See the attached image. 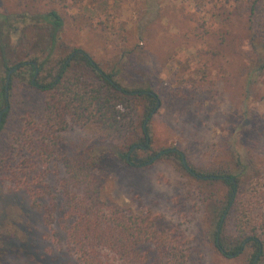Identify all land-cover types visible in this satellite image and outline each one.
<instances>
[{
    "label": "rangeland",
    "instance_id": "obj_1",
    "mask_svg": "<svg viewBox=\"0 0 264 264\" xmlns=\"http://www.w3.org/2000/svg\"><path fill=\"white\" fill-rule=\"evenodd\" d=\"M236 5L235 0H0V14L7 15L0 33L9 31L15 43L33 14L57 9L66 44L85 51L117 79L125 77L128 89L146 88L158 96L159 107L145 123L153 152L173 149L185 167L201 175H227L249 191L264 192V70H257L264 29L252 34ZM53 74H45L46 80ZM142 120L141 112L138 126ZM97 131L89 123L63 132L56 156H87L104 200L178 226L200 264H245L220 257L213 247L226 202L222 183L196 181L173 156L127 166L124 145L100 139ZM45 171L41 176L38 168L34 177L46 186L43 193L48 186L55 196L51 227L26 192L0 184V237L8 241L2 264L72 261L58 222L65 206L58 181L65 170L49 165Z\"/></svg>",
    "mask_w": 264,
    "mask_h": 264
},
{
    "label": "trees",
    "instance_id": "obj_2",
    "mask_svg": "<svg viewBox=\"0 0 264 264\" xmlns=\"http://www.w3.org/2000/svg\"><path fill=\"white\" fill-rule=\"evenodd\" d=\"M235 3L234 8L247 15L252 34L254 29H264L260 17L264 0ZM6 18L0 14V25H5ZM63 28L61 13L50 9L33 14L15 43H11L9 31L0 33V184L26 192L44 225L51 227L56 221L55 196L48 186V193H43L46 186H41L34 173L39 168L44 176L49 165L63 167L58 183L65 206L58 222L66 236L70 264H200L178 226L165 224L161 216L136 214L104 200L98 180L90 174L87 156L80 152L56 156L63 132L93 123L100 139L124 145L122 159L127 166L139 168L173 156L180 169L196 181L222 183L226 202L215 224V252L226 260L241 258L245 264H264L263 190L254 187L249 191L227 175H201L185 167L182 155L173 149L153 152L145 123L159 107L158 96L146 88L123 86L125 77L117 79L115 72L104 71L85 51L66 44ZM259 49L264 51L263 41ZM257 64L259 72L264 70V58L257 59ZM12 67L16 69L9 77L5 97ZM141 112L144 120L138 126ZM132 136L137 141L128 143ZM247 193L251 200L242 206L238 200ZM3 237L0 264L8 247Z\"/></svg>",
    "mask_w": 264,
    "mask_h": 264
},
{
    "label": "water",
    "instance_id": "obj_3",
    "mask_svg": "<svg viewBox=\"0 0 264 264\" xmlns=\"http://www.w3.org/2000/svg\"><path fill=\"white\" fill-rule=\"evenodd\" d=\"M15 69H16V67H12L11 69H10V71L8 72V75H7V80H6V83H5V97H7V87H8V80H9V77H10V75L15 71ZM37 74V70L35 71V75ZM0 116H1V113H0ZM1 119V118H0ZM182 163H183V165L185 166V162H184V160H183V158H182Z\"/></svg>",
    "mask_w": 264,
    "mask_h": 264
}]
</instances>
